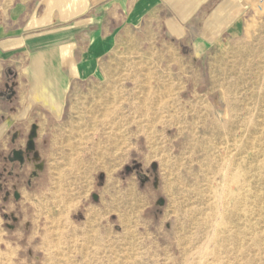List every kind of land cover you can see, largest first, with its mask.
<instances>
[{"label": "rangeland", "instance_id": "rangeland-1", "mask_svg": "<svg viewBox=\"0 0 264 264\" xmlns=\"http://www.w3.org/2000/svg\"><path fill=\"white\" fill-rule=\"evenodd\" d=\"M229 1L203 54L0 120V264H264V0Z\"/></svg>", "mask_w": 264, "mask_h": 264}, {"label": "crops", "instance_id": "crops-1", "mask_svg": "<svg viewBox=\"0 0 264 264\" xmlns=\"http://www.w3.org/2000/svg\"><path fill=\"white\" fill-rule=\"evenodd\" d=\"M231 4L0 0V120L19 118L25 111L30 118L36 107L62 117L71 89L102 83L124 64L137 65L147 55L148 41L177 45L187 40V48L203 54L212 47L214 34L233 22ZM198 19L202 27L195 33L192 25Z\"/></svg>", "mask_w": 264, "mask_h": 264}, {"label": "flooded vegetation", "instance_id": "flooded-vegetation-1", "mask_svg": "<svg viewBox=\"0 0 264 264\" xmlns=\"http://www.w3.org/2000/svg\"><path fill=\"white\" fill-rule=\"evenodd\" d=\"M13 156H14V157L22 158V155H21V153H19V152H14Z\"/></svg>", "mask_w": 264, "mask_h": 264}]
</instances>
